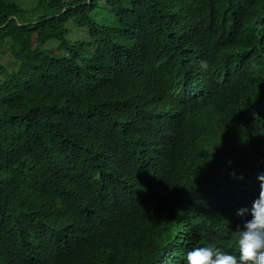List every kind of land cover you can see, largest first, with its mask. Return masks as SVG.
Here are the masks:
<instances>
[{
	"label": "trees",
	"instance_id": "obj_1",
	"mask_svg": "<svg viewBox=\"0 0 264 264\" xmlns=\"http://www.w3.org/2000/svg\"><path fill=\"white\" fill-rule=\"evenodd\" d=\"M2 50L0 264L235 248L264 173V0H0Z\"/></svg>",
	"mask_w": 264,
	"mask_h": 264
},
{
	"label": "clouds",
	"instance_id": "obj_2",
	"mask_svg": "<svg viewBox=\"0 0 264 264\" xmlns=\"http://www.w3.org/2000/svg\"><path fill=\"white\" fill-rule=\"evenodd\" d=\"M260 164H264V160ZM257 179L259 188L253 187L245 202L234 208L238 216V226L233 231L235 248L228 242H203L186 253V264H264V173L258 174ZM181 236L182 228L179 229L180 240ZM175 246L171 235V254L175 252Z\"/></svg>",
	"mask_w": 264,
	"mask_h": 264
},
{
	"label": "rangeland",
	"instance_id": "obj_3",
	"mask_svg": "<svg viewBox=\"0 0 264 264\" xmlns=\"http://www.w3.org/2000/svg\"><path fill=\"white\" fill-rule=\"evenodd\" d=\"M20 3L22 4L23 8H30L33 7L37 0H19ZM1 55H0V63H2V65H5L6 67H10L12 66V61H13V57L10 56L9 52H5V50L1 51Z\"/></svg>",
	"mask_w": 264,
	"mask_h": 264
}]
</instances>
